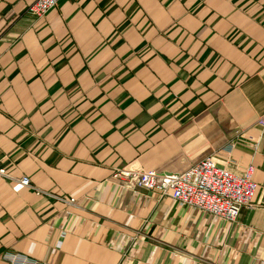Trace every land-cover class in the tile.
Here are the masks:
<instances>
[{"label":"crops","instance_id":"crops-1","mask_svg":"<svg viewBox=\"0 0 264 264\" xmlns=\"http://www.w3.org/2000/svg\"><path fill=\"white\" fill-rule=\"evenodd\" d=\"M34 1L0 0V264H264V0ZM208 156L255 167L236 220L114 177Z\"/></svg>","mask_w":264,"mask_h":264},{"label":"built area","instance_id":"built-area-1","mask_svg":"<svg viewBox=\"0 0 264 264\" xmlns=\"http://www.w3.org/2000/svg\"><path fill=\"white\" fill-rule=\"evenodd\" d=\"M63 0H35L28 8V13L37 19H43L47 13L57 8ZM258 124L264 127V115ZM252 148L257 149L259 142L250 139ZM255 167L235 172L218 166L216 160L205 157L183 172H163L126 167L116 169L115 178L129 188L144 191H159L189 208L196 209L215 219L236 220L243 208H253L258 184L253 176ZM5 176V170H0ZM23 186L29 187L31 181L23 178ZM70 202H73L71 200ZM7 264H42L28 255L8 252L4 255Z\"/></svg>","mask_w":264,"mask_h":264}]
</instances>
